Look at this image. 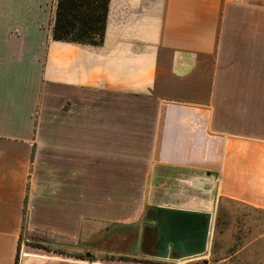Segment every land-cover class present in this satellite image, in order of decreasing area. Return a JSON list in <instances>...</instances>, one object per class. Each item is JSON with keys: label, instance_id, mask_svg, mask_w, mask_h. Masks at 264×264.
<instances>
[{"label": "crops", "instance_id": "0c3cea01", "mask_svg": "<svg viewBox=\"0 0 264 264\" xmlns=\"http://www.w3.org/2000/svg\"><path fill=\"white\" fill-rule=\"evenodd\" d=\"M55 8L0 0V264L70 262L59 249L79 248L81 221L96 213V179H127L129 160L150 180L145 206L214 213L208 263L264 264V0H110L101 45L52 39ZM51 99L77 113L60 137L37 139ZM38 141L62 159L45 175L56 182L31 171ZM32 225L71 237L53 233L34 246L21 238Z\"/></svg>", "mask_w": 264, "mask_h": 264}, {"label": "rangeland", "instance_id": "374dc122", "mask_svg": "<svg viewBox=\"0 0 264 264\" xmlns=\"http://www.w3.org/2000/svg\"><path fill=\"white\" fill-rule=\"evenodd\" d=\"M103 95L98 93L93 96L95 101L94 106H102L104 103ZM77 106L72 107L71 102L58 101L51 99L44 101L38 113V129L37 139H49L60 137L61 131L60 123H72L74 116L77 113ZM102 117V116H101ZM58 127L55 128V125ZM64 129V127H61ZM54 149L45 145V141H38L33 148V160H32V172L39 178H43L44 182H56L55 175L45 176L49 171L61 170V161L59 158L56 164V155ZM52 151V155H47L46 151ZM130 150V148H129ZM52 156V157H51ZM103 156V155H102ZM101 156V157H102ZM113 157V156H112ZM111 157V158H112ZM98 158V157H97ZM130 159V156H129ZM81 160H83L81 158ZM86 160V159H85ZM102 158L97 161V175H103L104 166L102 165ZM105 161L109 163L110 158L105 157ZM73 162V161H72ZM71 161L65 163L67 165L72 164ZM114 160L111 161L113 163ZM75 163V161H74ZM81 170H87L85 165L86 161H80ZM115 165L108 164L105 167L111 171L115 170ZM140 164L130 162L129 160V177L127 179L118 178H97L96 179V213L95 217L85 219L81 226V238L79 248H71L64 245L62 252L65 260H69V264H73V261L80 260V264H149L148 262H159L160 264H173L172 260L163 259L155 260L146 258V249L142 246L143 253L139 252L140 238L142 232L143 215L145 210V204L147 203V185L150 180L141 177V172L138 171ZM138 169V170H137ZM142 170V168H141ZM131 171H133L131 173ZM145 173V172H144ZM158 186L161 187L160 191L156 193L160 197L167 196V184L169 174L167 169H159ZM55 174V172H54ZM138 175V177H136ZM36 178V176H35ZM39 178L36 179L39 182ZM85 181V179H80ZM171 181V180H170ZM40 212L36 210L35 218L39 217ZM116 224V225H115ZM128 224V225H127ZM131 224V225H129ZM68 228H49L41 227L39 225H32L21 228V238H29L30 244L39 246L40 243L47 241V236L55 233L60 234L63 232L65 240L71 237V233H67ZM110 231V232H109ZM109 232V233H108ZM37 241V242H35ZM29 249H36L34 247H28ZM145 251V252H144ZM19 255L21 251H18ZM90 252V256L86 257V253ZM130 254L135 256L137 260L130 261L124 257V255ZM19 255L17 259L19 258ZM145 257V258H144ZM208 257H205V259ZM202 258H194L187 261H180L176 264H194ZM19 262V260H18ZM172 262V263H170ZM65 262V264H68Z\"/></svg>", "mask_w": 264, "mask_h": 264}, {"label": "water", "instance_id": "95a60500", "mask_svg": "<svg viewBox=\"0 0 264 264\" xmlns=\"http://www.w3.org/2000/svg\"><path fill=\"white\" fill-rule=\"evenodd\" d=\"M196 184L209 188L208 181ZM214 220L212 211L146 205L142 225L149 224L156 229L157 253L152 256L179 262L201 258L210 252ZM140 239L139 251L143 252L144 228ZM89 256L87 252L86 257Z\"/></svg>", "mask_w": 264, "mask_h": 264}, {"label": "trees", "instance_id": "16d2710c", "mask_svg": "<svg viewBox=\"0 0 264 264\" xmlns=\"http://www.w3.org/2000/svg\"><path fill=\"white\" fill-rule=\"evenodd\" d=\"M109 2L110 0H56L52 39L101 45L105 37ZM194 264H208V261L202 259Z\"/></svg>", "mask_w": 264, "mask_h": 264}, {"label": "flooded vegetation", "instance_id": "af4514ba", "mask_svg": "<svg viewBox=\"0 0 264 264\" xmlns=\"http://www.w3.org/2000/svg\"><path fill=\"white\" fill-rule=\"evenodd\" d=\"M149 216H150V214H149ZM142 224H144V221ZM143 228H144L143 245H145V249H146V252L145 251L144 252L148 255H150V254L152 255V254L157 253V250H156V229L149 224H145L143 226Z\"/></svg>", "mask_w": 264, "mask_h": 264}, {"label": "built area", "instance_id": "2783aa9c", "mask_svg": "<svg viewBox=\"0 0 264 264\" xmlns=\"http://www.w3.org/2000/svg\"><path fill=\"white\" fill-rule=\"evenodd\" d=\"M208 264H210V263H208Z\"/></svg>", "mask_w": 264, "mask_h": 264}, {"label": "bare ground", "instance_id": "6f19581e", "mask_svg": "<svg viewBox=\"0 0 264 264\" xmlns=\"http://www.w3.org/2000/svg\"><path fill=\"white\" fill-rule=\"evenodd\" d=\"M180 262V261H179Z\"/></svg>", "mask_w": 264, "mask_h": 264}]
</instances>
